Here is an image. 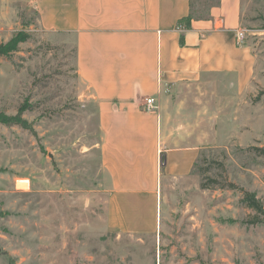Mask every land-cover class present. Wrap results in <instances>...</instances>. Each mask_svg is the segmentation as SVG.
I'll return each mask as SVG.
<instances>
[{
    "label": "rangeland",
    "instance_id": "1",
    "mask_svg": "<svg viewBox=\"0 0 264 264\" xmlns=\"http://www.w3.org/2000/svg\"><path fill=\"white\" fill-rule=\"evenodd\" d=\"M219 1L192 0L193 14ZM241 28L251 78L156 100L168 145L200 156L187 175H161L158 227L134 233L108 224L104 135L74 34L43 29L32 0H0V44L30 35L0 57V264H264V214L244 201L250 191L264 207V0H241ZM26 100L27 125H16Z\"/></svg>",
    "mask_w": 264,
    "mask_h": 264
},
{
    "label": "crops",
    "instance_id": "2",
    "mask_svg": "<svg viewBox=\"0 0 264 264\" xmlns=\"http://www.w3.org/2000/svg\"><path fill=\"white\" fill-rule=\"evenodd\" d=\"M32 1L43 29L75 36L77 73L97 101L104 135L109 226L156 231L161 175L189 174L200 147L168 145L164 117L146 109V99L156 105L162 92L185 83L229 77L237 86L252 77L255 57L237 38L241 0H220L188 29L180 21L191 0Z\"/></svg>",
    "mask_w": 264,
    "mask_h": 264
},
{
    "label": "trees",
    "instance_id": "3",
    "mask_svg": "<svg viewBox=\"0 0 264 264\" xmlns=\"http://www.w3.org/2000/svg\"><path fill=\"white\" fill-rule=\"evenodd\" d=\"M214 6V4H211L208 7V14H202L199 16H195L193 14V4H192V0H191V9H190V14L185 17L184 19H182L180 21V24L183 25V23H185V28H189L191 25L192 20L194 19H205L208 18L209 14H210V9ZM29 34L28 33H18L16 36L12 37L8 42L5 43H1L0 44V57L3 56H10L13 52L17 51L19 49V45L22 42L27 41V39L29 38ZM32 108V104L29 103V101H25L24 103L21 104V106L18 109L17 114L12 117L13 120H16L17 122L15 123L16 125H20V126H26L27 122L22 118L23 114L30 110ZM263 153H264V149H262ZM244 201L248 204L249 207L257 210L258 212H261L264 214V207L262 202L257 198L256 194L250 191H246L245 192V196H244Z\"/></svg>",
    "mask_w": 264,
    "mask_h": 264
},
{
    "label": "built area",
    "instance_id": "4",
    "mask_svg": "<svg viewBox=\"0 0 264 264\" xmlns=\"http://www.w3.org/2000/svg\"><path fill=\"white\" fill-rule=\"evenodd\" d=\"M243 36H244L243 30L240 29L237 32V38H238V42L239 43H243ZM154 107H155V98H153V97L147 98L146 102H145V108L148 109V110H151Z\"/></svg>",
    "mask_w": 264,
    "mask_h": 264
},
{
    "label": "water",
    "instance_id": "5",
    "mask_svg": "<svg viewBox=\"0 0 264 264\" xmlns=\"http://www.w3.org/2000/svg\"><path fill=\"white\" fill-rule=\"evenodd\" d=\"M161 163L164 164L165 163V156L161 157Z\"/></svg>",
    "mask_w": 264,
    "mask_h": 264
}]
</instances>
